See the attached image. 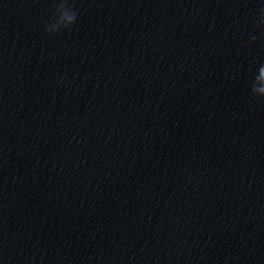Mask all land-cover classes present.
<instances>
[{
    "label": "clouds",
    "instance_id": "clouds-1",
    "mask_svg": "<svg viewBox=\"0 0 264 264\" xmlns=\"http://www.w3.org/2000/svg\"><path fill=\"white\" fill-rule=\"evenodd\" d=\"M59 3V8H58ZM60 8L68 9L71 8V12L69 13L67 10L63 11L59 16L57 13L60 11ZM54 9L55 15L53 20L56 21L58 27L55 31H53L49 25H47L46 30L50 33H55L63 29L71 30V27L76 23L78 13L73 10L70 5L69 0H54ZM261 19L259 21L260 24H264V9H261L260 12ZM254 41L256 39L255 36L251 37ZM258 75L256 74L253 79V83L251 85L252 93L257 97H264V65H261L258 68Z\"/></svg>",
    "mask_w": 264,
    "mask_h": 264
}]
</instances>
